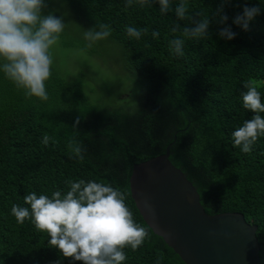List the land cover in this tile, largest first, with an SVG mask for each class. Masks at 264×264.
Listing matches in <instances>:
<instances>
[{"label": "trees", "instance_id": "16d2710c", "mask_svg": "<svg viewBox=\"0 0 264 264\" xmlns=\"http://www.w3.org/2000/svg\"><path fill=\"white\" fill-rule=\"evenodd\" d=\"M45 3L43 14L62 17L64 30L73 32L75 43L67 42L69 47L107 64L106 48L113 46L129 76L125 80L141 87L142 95L131 105L120 96L113 99L104 84H88L85 71L61 75L51 65L48 99L42 101L27 96L0 70V264H83L49 246L50 237L31 218L20 224L11 213L13 205L31 211L24 202L31 192L63 195L70 189L67 181L81 179L123 193L134 222L148 232L136 250L123 249V264H186L147 225L130 186L134 165L164 154L170 145V160L195 185L208 214L239 212L258 226L264 264V136L248 153L234 146L232 137L254 115L243 107L245 81L264 103V0H229L223 6L224 24L215 15L221 0H169L165 13L159 0ZM181 3L187 9L184 18L176 15ZM245 6L260 8L247 30L233 22ZM204 19L210 21L208 35L185 33ZM100 24L108 25L111 34L87 47L85 32L102 31ZM127 27L141 36L130 37ZM223 27L236 36L219 37ZM175 39L183 41V56L172 50ZM77 146L83 159L74 152Z\"/></svg>", "mask_w": 264, "mask_h": 264}, {"label": "clouds", "instance_id": "9594fccd", "mask_svg": "<svg viewBox=\"0 0 264 264\" xmlns=\"http://www.w3.org/2000/svg\"><path fill=\"white\" fill-rule=\"evenodd\" d=\"M131 4V0H127ZM147 0H141V4ZM229 0H221L215 15L218 23L224 24L228 17L223 15V6ZM160 11L169 9V0H159ZM45 0H0V70L17 88L25 90L27 96L38 97L42 101L48 99L46 81L51 77L53 63L50 48L55 45L64 30L62 17L51 13L44 15ZM186 6L181 3L176 8V15L184 18ZM260 13L257 6L243 8L234 23L248 29L249 22ZM210 21L204 19L185 33L192 37L203 38L208 35ZM102 31H86L85 40L92 42L104 39L111 34L106 24H100ZM130 37L139 38L141 32L134 27H127ZM144 31H147L146 29ZM175 31V29H173ZM154 37L159 33L153 31ZM219 37L231 40L236 33L230 27H223L218 32ZM172 50L178 56H183V41L175 39L170 42ZM246 91L242 92L243 107L254 115L245 120L243 125L232 132L233 144L245 153L252 150L251 146L261 136H264V103L261 94L250 81L243 84ZM79 123V120L76 121ZM75 126V125H74ZM50 137L43 138L48 144ZM81 148L74 149L76 156L83 159ZM70 189L66 194L54 191L51 198L47 195H37L31 192L24 197L28 207L13 205L12 215L16 221L23 224L31 218L37 230L47 234L49 246L57 248L63 257L83 264H123L127 259L126 247L136 250L148 237L145 228L138 226L133 214L125 204L123 193L111 185L96 181H67ZM159 264V260L157 262Z\"/></svg>", "mask_w": 264, "mask_h": 264}, {"label": "water", "instance_id": "95a60500", "mask_svg": "<svg viewBox=\"0 0 264 264\" xmlns=\"http://www.w3.org/2000/svg\"><path fill=\"white\" fill-rule=\"evenodd\" d=\"M162 155L134 165L132 198L147 225L186 264H262L258 226L244 214H208L195 185Z\"/></svg>", "mask_w": 264, "mask_h": 264}, {"label": "rangeland", "instance_id": "374dc122", "mask_svg": "<svg viewBox=\"0 0 264 264\" xmlns=\"http://www.w3.org/2000/svg\"><path fill=\"white\" fill-rule=\"evenodd\" d=\"M72 35L73 32L63 30L57 43L50 48L54 70L61 75H78L83 70L88 75V84L96 87L104 84L112 91L113 99L120 96V100H129L133 105L141 97L142 88L125 80L129 79V76L126 77L124 74L126 68L115 48L108 46L106 52L109 62L100 63V60L91 57L81 48L69 47L67 42L75 43V40L72 41ZM79 39L82 40L80 37ZM0 62L3 63L2 60Z\"/></svg>", "mask_w": 264, "mask_h": 264}]
</instances>
